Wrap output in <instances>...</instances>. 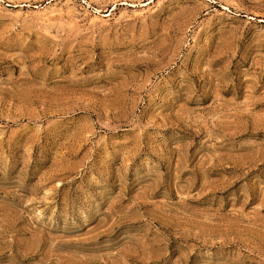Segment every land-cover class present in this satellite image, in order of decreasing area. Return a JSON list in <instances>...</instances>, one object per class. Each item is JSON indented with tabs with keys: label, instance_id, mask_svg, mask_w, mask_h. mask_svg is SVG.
<instances>
[{
	"label": "rangeland",
	"instance_id": "obj_1",
	"mask_svg": "<svg viewBox=\"0 0 264 264\" xmlns=\"http://www.w3.org/2000/svg\"><path fill=\"white\" fill-rule=\"evenodd\" d=\"M0 264H264V0H0Z\"/></svg>",
	"mask_w": 264,
	"mask_h": 264
}]
</instances>
